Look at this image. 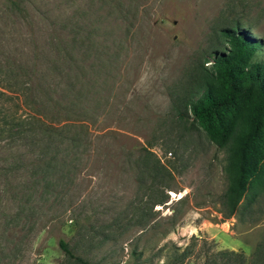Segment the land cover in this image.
Wrapping results in <instances>:
<instances>
[{"label": "rangeland", "instance_id": "374dc122", "mask_svg": "<svg viewBox=\"0 0 264 264\" xmlns=\"http://www.w3.org/2000/svg\"><path fill=\"white\" fill-rule=\"evenodd\" d=\"M235 22L264 63V0H0L2 90L26 84L5 122L67 124L0 138V264H79L58 239L90 264H264V189L229 214L225 149L174 111ZM143 148L167 187L139 184Z\"/></svg>", "mask_w": 264, "mask_h": 264}, {"label": "trees", "instance_id": "16d2710c", "mask_svg": "<svg viewBox=\"0 0 264 264\" xmlns=\"http://www.w3.org/2000/svg\"><path fill=\"white\" fill-rule=\"evenodd\" d=\"M217 35L227 46L211 51L203 59V63H210L212 70L203 65L198 67L200 73L196 76L193 87L196 90L190 93L195 97L185 98L180 106L174 107V111L175 118L179 121L190 116L212 144L225 149L226 162L223 171L227 185L224 205L228 213L232 214L243 196L247 197L249 203L264 189V63L252 59L259 42L238 22L218 29ZM3 81L4 76L0 74V138L4 132L26 134L32 122L38 123V130L43 134L64 133L63 129L67 124L51 125L33 114L21 115L16 109L11 112L10 120L5 122V98L16 97L24 106L26 84L15 82L13 92L16 96H7L2 89L10 86H3ZM20 104L15 103L16 108ZM5 125H8L6 129ZM74 133L64 136L72 145L77 140ZM137 160L139 184H147L149 181V184L167 187L165 180L170 177L169 170L147 148L142 149ZM59 165L56 170L60 172L57 181L68 179L71 173L68 161L63 159ZM47 167L43 164L40 168L42 170ZM162 199L163 196H160L152 203H161ZM57 244L62 253L75 263L90 264L74 255L66 241L58 239Z\"/></svg>", "mask_w": 264, "mask_h": 264}]
</instances>
